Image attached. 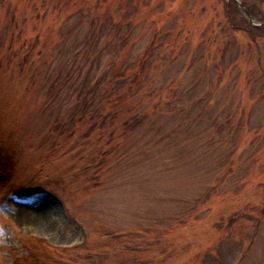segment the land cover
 <instances>
[{
  "label": "rangeland",
  "instance_id": "374dc122",
  "mask_svg": "<svg viewBox=\"0 0 264 264\" xmlns=\"http://www.w3.org/2000/svg\"><path fill=\"white\" fill-rule=\"evenodd\" d=\"M0 264H264V0H0Z\"/></svg>",
  "mask_w": 264,
  "mask_h": 264
},
{
  "label": "bare ground",
  "instance_id": "6f19581e",
  "mask_svg": "<svg viewBox=\"0 0 264 264\" xmlns=\"http://www.w3.org/2000/svg\"><path fill=\"white\" fill-rule=\"evenodd\" d=\"M42 208L43 209H41V210L45 211V214H47V215H51L53 213V206L50 205L49 203L43 205ZM20 212L23 215L22 216L23 218L27 217L28 221H31L33 223L36 222L35 224H37L39 219H40V215H39L40 211H32L29 208L24 207L23 209H21Z\"/></svg>",
  "mask_w": 264,
  "mask_h": 264
}]
</instances>
